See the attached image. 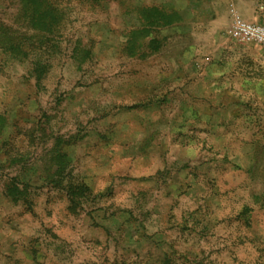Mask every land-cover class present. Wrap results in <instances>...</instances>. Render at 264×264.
I'll list each match as a JSON object with an SVG mask.
<instances>
[{"label":"rangeland","instance_id":"rangeland-1","mask_svg":"<svg viewBox=\"0 0 264 264\" xmlns=\"http://www.w3.org/2000/svg\"><path fill=\"white\" fill-rule=\"evenodd\" d=\"M208 1L0 0V264H264V48L188 50Z\"/></svg>","mask_w":264,"mask_h":264},{"label":"crops","instance_id":"crops-1","mask_svg":"<svg viewBox=\"0 0 264 264\" xmlns=\"http://www.w3.org/2000/svg\"><path fill=\"white\" fill-rule=\"evenodd\" d=\"M226 3L228 2L224 0L223 4L221 3L219 4L218 9H216L215 7L216 5L212 1L211 2L208 1L205 4L204 6L206 9L205 14H200V18L197 21H194L192 23L196 25L197 29L199 30V31L198 30L196 31L199 32V34H201L206 40L190 41V44L187 46L188 50L193 49L196 51L202 48L212 47L211 45H212V42L214 41L213 38L222 37V35L224 34L223 31L226 30L224 29V27L227 28L231 23V18L229 14V5ZM234 4L237 10L239 11V13L242 15V17L246 19L247 21L258 23V24L264 21V16H263L264 4L261 3V1L259 0H234ZM250 44H246V45H250ZM254 46H261V45L254 44ZM228 48H229L228 46L218 45V49H221L220 53L222 54L225 52H228L227 51ZM223 65L221 67L225 69ZM223 76H224V73H222V77Z\"/></svg>","mask_w":264,"mask_h":264},{"label":"built area","instance_id":"built-area-1","mask_svg":"<svg viewBox=\"0 0 264 264\" xmlns=\"http://www.w3.org/2000/svg\"><path fill=\"white\" fill-rule=\"evenodd\" d=\"M228 33L238 42L258 44L264 47V24L247 21L235 9L232 10Z\"/></svg>","mask_w":264,"mask_h":264}]
</instances>
